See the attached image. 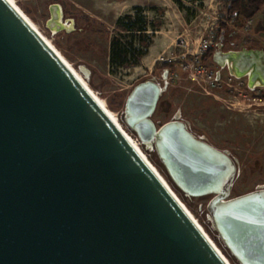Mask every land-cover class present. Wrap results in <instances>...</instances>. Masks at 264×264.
<instances>
[{"label":"water","instance_id":"95a60500","mask_svg":"<svg viewBox=\"0 0 264 264\" xmlns=\"http://www.w3.org/2000/svg\"><path fill=\"white\" fill-rule=\"evenodd\" d=\"M52 15L59 26V5ZM221 46L216 63L264 86V50ZM164 89L154 78L137 83L126 124L180 190L213 194L214 227L240 264H264V186L230 197L237 163L229 151L178 116L160 126L152 119ZM0 264H230L9 0H0Z\"/></svg>","mask_w":264,"mask_h":264},{"label":"rangeland","instance_id":"374dc122","mask_svg":"<svg viewBox=\"0 0 264 264\" xmlns=\"http://www.w3.org/2000/svg\"><path fill=\"white\" fill-rule=\"evenodd\" d=\"M42 32L83 75L87 83L117 116L122 127L135 139L138 136L126 124L125 102L139 82L154 78L165 86L152 119L157 126L176 116L186 120L191 130L236 159L237 173L230 197L264 186V87L255 95L261 100L242 99L240 103L207 93L202 85L185 77L179 56L186 48L179 40L186 38L190 49L213 36L215 50H264V6L244 28L229 25L224 39H216L219 20H226L224 0H15ZM62 9L59 26L52 22V5ZM136 5L156 29H150L151 43L141 63L129 67H111L110 41L119 34L118 17ZM221 33V34H222ZM221 36V35H220ZM154 51V53H153ZM178 60L168 70V82L161 63ZM213 64V58H208ZM156 61L159 63L156 64ZM142 151L165 177L171 188L187 206L203 229L235 264L224 247L211 217L208 204L213 194L187 195L169 181L156 149L139 138ZM240 264V263H239Z\"/></svg>","mask_w":264,"mask_h":264},{"label":"trees","instance_id":"16d2710c","mask_svg":"<svg viewBox=\"0 0 264 264\" xmlns=\"http://www.w3.org/2000/svg\"><path fill=\"white\" fill-rule=\"evenodd\" d=\"M224 15L226 20H219L217 26L216 39L220 38L222 31H226L229 25L234 28H244L247 22L252 19L264 6V0H224ZM144 7L136 5L132 10L120 15L116 21V26L120 33L112 36L110 41L109 62L111 67H129L140 64L141 57L147 53L151 43L150 29H156L147 16L143 14ZM264 27H260L262 29ZM215 46L209 49L205 58H213ZM159 62L156 61V64ZM178 60H169L161 63L168 70H171ZM169 181L174 188L180 190L167 174ZM225 247V246H224ZM235 264L240 262L229 252L228 254Z\"/></svg>","mask_w":264,"mask_h":264},{"label":"built area","instance_id":"2783aa9c","mask_svg":"<svg viewBox=\"0 0 264 264\" xmlns=\"http://www.w3.org/2000/svg\"><path fill=\"white\" fill-rule=\"evenodd\" d=\"M214 42L213 36H210L201 40L196 49H190L186 38L179 40V45L186 48V52L179 56L185 77L202 85L207 93L222 99L238 103L242 99L261 100L254 93L264 86H250L246 76L233 74L226 66L216 62L211 64L208 58H205L206 52L214 46ZM168 72L166 68L162 75L168 76ZM164 78L168 82V78ZM137 140L136 137L135 141Z\"/></svg>","mask_w":264,"mask_h":264},{"label":"bare ground","instance_id":"6f19581e","mask_svg":"<svg viewBox=\"0 0 264 264\" xmlns=\"http://www.w3.org/2000/svg\"><path fill=\"white\" fill-rule=\"evenodd\" d=\"M16 8L17 10L24 16V18L31 24V26H33V28L50 44V46L59 54V56L65 61V63L69 66V68L74 72V74L83 81V83L89 88V90L95 95V97L97 98V100L103 105V107L107 110V112L112 116V118L117 122V124H119V126H121V128L124 130V132L127 134V136L133 141V143L135 144V146L140 150V152L143 154V156H145V158L151 163V165L153 166V168H155V170L158 172V174L161 176V178L165 181V183L171 188V186L169 185V183L167 182V180L165 179V177L159 172V170L155 167V165L148 159V157L146 156V154L142 151L141 147L139 146L138 142L135 141V139L122 127V125L120 124L119 120L117 119V116L113 113V111H111L108 106L104 103V101L102 100V98L97 95V93L92 89V87L87 83L86 79L83 77V75L77 70V68H75L71 62L63 55V53L54 45V43L50 40L49 37H47L42 30L38 27V25L32 20V18L16 3L15 0H9ZM61 8V6H60ZM62 9H61V16L58 19V22L62 21ZM154 53V51H153ZM172 189V188H171ZM172 191L174 192V194L178 197V195L175 193V191L172 189ZM179 198V197H178ZM180 199V198H179ZM181 200V199H180ZM182 202V201H181ZM183 203V202H182ZM184 204V203H183ZM185 205V204H184ZM185 207L187 208V206L185 205ZM188 209V208H187ZM189 210V209H188ZM189 212L191 213V211L189 210ZM192 214V213H191ZM193 218L197 221V219L195 218V216L192 214ZM197 223L199 224V226H201V224L197 221ZM201 228L203 229V227L201 226ZM204 230V229H203ZM204 232L207 234V232L204 230ZM207 236L211 239V237L207 234ZM211 241L214 243V241L211 239ZM215 244V243H214ZM216 245V244H215ZM217 246V245H216ZM219 249V247H217ZM220 250V249H219ZM220 252L222 253V251L220 250ZM223 254V253H222ZM223 256H225L223 254ZM225 258L227 259V257L225 256ZM228 260V259H227ZM229 261V260H228ZM230 262V261H229ZM231 264V263H230Z\"/></svg>","mask_w":264,"mask_h":264},{"label":"crops","instance_id":"0c3cea01","mask_svg":"<svg viewBox=\"0 0 264 264\" xmlns=\"http://www.w3.org/2000/svg\"><path fill=\"white\" fill-rule=\"evenodd\" d=\"M249 49V48H248ZM243 50H245V49H243ZM247 77V76H246Z\"/></svg>","mask_w":264,"mask_h":264}]
</instances>
